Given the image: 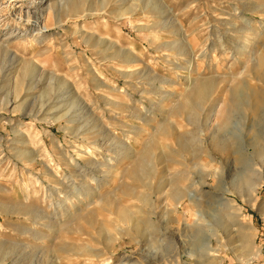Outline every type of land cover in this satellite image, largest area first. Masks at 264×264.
<instances>
[{
  "label": "rangeland",
  "instance_id": "374dc122",
  "mask_svg": "<svg viewBox=\"0 0 264 264\" xmlns=\"http://www.w3.org/2000/svg\"><path fill=\"white\" fill-rule=\"evenodd\" d=\"M259 73L264 0H0V264H264Z\"/></svg>",
  "mask_w": 264,
  "mask_h": 264
},
{
  "label": "bare ground",
  "instance_id": "6f19581e",
  "mask_svg": "<svg viewBox=\"0 0 264 264\" xmlns=\"http://www.w3.org/2000/svg\"><path fill=\"white\" fill-rule=\"evenodd\" d=\"M20 15V14H19ZM16 16V15H15ZM20 17V16H19ZM59 18V17H58ZM26 19V18H25ZM59 21V20H58ZM30 22V21H29ZM32 22V21H31ZM57 24H59V23H57ZM61 24V23H60ZM56 26V25H55ZM61 26V25H60ZM43 30V29H42ZM259 75H260V79L262 80L261 82L264 84V74L263 73H259ZM256 95V94H255ZM259 96H257L256 95V99L258 98ZM253 106V108H252V110H254V113L255 114H258L259 112H260V106H259V104H257V103H255V104H253L252 105ZM258 126V124L257 123H254V127L256 128ZM258 175V174H257ZM264 184V179L263 178H259V177H257V178H252L251 179V181L250 182H248L247 183V187H248V189H249V191H251L252 193H255V195H256V193H257V190L260 188V187H262V185ZM232 207H234V205H232ZM240 226V229L243 231H248V230H252V229H250V227H248V226H243V225H239ZM214 237V236H213ZM247 237V236H246ZM211 238H210V240L208 241V243H207V250H208V252H209V254H208V259H207V261L209 260H212V263L211 264H220L221 262H222V257L221 256H218L217 254H215L214 253V251L211 249ZM243 247H242V252H241V254H242V256H243V261H244V263L245 264H250V263H252L253 261H255L258 257H259V255H260V253H261V251L259 250V249H257V248H254L253 247V244H252V241L251 240H249V241H247V240H245L244 242H243ZM211 252L213 253V254H211ZM112 261V260H111ZM110 261V262H111ZM113 262V261H112ZM102 263L103 264H109V261H108V259L107 260H104V261H102Z\"/></svg>",
  "mask_w": 264,
  "mask_h": 264
}]
</instances>
